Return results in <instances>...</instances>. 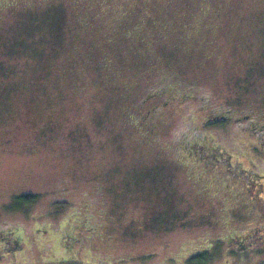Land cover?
I'll return each mask as SVG.
<instances>
[{
  "label": "rangeland",
  "instance_id": "rangeland-1",
  "mask_svg": "<svg viewBox=\"0 0 264 264\" xmlns=\"http://www.w3.org/2000/svg\"><path fill=\"white\" fill-rule=\"evenodd\" d=\"M256 125L264 0H0V264H264L247 180L184 138L264 173Z\"/></svg>",
  "mask_w": 264,
  "mask_h": 264
},
{
  "label": "flooded vegetation",
  "instance_id": "flooded-vegetation-1",
  "mask_svg": "<svg viewBox=\"0 0 264 264\" xmlns=\"http://www.w3.org/2000/svg\"><path fill=\"white\" fill-rule=\"evenodd\" d=\"M250 134L255 135L262 147L261 149L264 150V125L254 126ZM184 138L190 140L192 145H197V148L196 146H194V148L191 146L189 149L196 151V153L198 149L200 152V158L203 159L207 165L212 164L224 167L227 172L232 174V179L237 184H244L245 180H247L248 187L251 188L255 194L253 195L254 199L264 208V173H259L258 171L251 169L250 166L246 165L245 162L234 152H229L214 142L210 143V140L202 136L200 133L192 132L189 135H184ZM260 227L264 229V226L260 225ZM38 232L41 234H47L49 231L47 229L44 230L39 228ZM257 235L260 242H264L262 239L264 237V232H258ZM25 239V236L19 230L0 231V243L4 249L6 247L9 248L8 250H10V252L23 250L26 245ZM237 244L241 246V248L244 246L241 239L237 240Z\"/></svg>",
  "mask_w": 264,
  "mask_h": 264
},
{
  "label": "trees",
  "instance_id": "trees-1",
  "mask_svg": "<svg viewBox=\"0 0 264 264\" xmlns=\"http://www.w3.org/2000/svg\"><path fill=\"white\" fill-rule=\"evenodd\" d=\"M33 196H25V197H20L19 200L24 201V202H30L33 199Z\"/></svg>",
  "mask_w": 264,
  "mask_h": 264
}]
</instances>
